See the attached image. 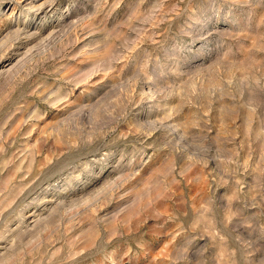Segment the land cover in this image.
I'll return each mask as SVG.
<instances>
[{
  "label": "rangeland",
  "instance_id": "1",
  "mask_svg": "<svg viewBox=\"0 0 264 264\" xmlns=\"http://www.w3.org/2000/svg\"><path fill=\"white\" fill-rule=\"evenodd\" d=\"M0 264H264V0H0Z\"/></svg>",
  "mask_w": 264,
  "mask_h": 264
}]
</instances>
